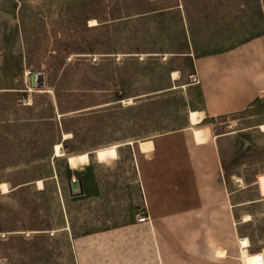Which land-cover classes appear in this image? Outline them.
<instances>
[{"label": "rangeland", "instance_id": "374dc122", "mask_svg": "<svg viewBox=\"0 0 264 264\" xmlns=\"http://www.w3.org/2000/svg\"><path fill=\"white\" fill-rule=\"evenodd\" d=\"M186 3L198 54L223 51L264 32L260 0ZM112 8L113 0H0V183L10 189L0 192V264H77V236L124 223L142 208L133 161L137 142L189 125V112L201 107L192 78L197 55L173 57L169 52L159 58L179 72L174 78L172 71L173 90L135 105L138 92L150 93L170 82L151 62L131 78L135 61H124L123 50L111 48L126 36L104 24ZM95 17L103 25H92ZM147 57L143 53L138 59ZM30 71L44 73L45 89H31ZM97 81L102 89H94ZM121 90L132 97L112 101ZM61 122L77 136L65 137L58 130ZM210 124L228 167L223 172L228 189L237 191L233 201L240 204L235 210L240 237L252 253L264 254V193L258 182L264 174V97ZM66 140L71 155L92 153L95 158L83 169H72L71 155H55V144L61 143L65 152ZM110 146L118 158L100 161L97 151ZM73 177L82 178L84 194L71 196ZM246 214L252 219L244 222Z\"/></svg>", "mask_w": 264, "mask_h": 264}, {"label": "crops", "instance_id": "0c3cea01", "mask_svg": "<svg viewBox=\"0 0 264 264\" xmlns=\"http://www.w3.org/2000/svg\"><path fill=\"white\" fill-rule=\"evenodd\" d=\"M193 67L201 97L196 110L203 114L198 124L210 128L189 121L137 142L133 161L143 200L140 212L149 221L138 222L134 214L124 223L77 236V264H243V248L252 253L240 237L241 219L237 225L235 218L240 204L233 201L237 191L228 189L223 173L228 167L210 123L264 97V32L193 57Z\"/></svg>", "mask_w": 264, "mask_h": 264}, {"label": "trees", "instance_id": "16d2710c", "mask_svg": "<svg viewBox=\"0 0 264 264\" xmlns=\"http://www.w3.org/2000/svg\"><path fill=\"white\" fill-rule=\"evenodd\" d=\"M164 1L166 0H113V8L111 9L110 18L107 21L108 23H104L105 25L115 27L117 33L126 36L123 43H119L120 41H117L111 48L115 51L123 50L121 53L125 54L124 57L126 59L124 61H135L131 78L135 79L139 74L140 67L147 62H151L156 66V68L160 69L158 75L164 76L170 82L168 86L153 90L150 93L138 92V94L134 96L136 97L135 105L137 106H140L145 102H153L161 97L167 96L168 92L173 90L171 77L173 70L171 69V64L161 63L159 58L160 53L169 52L173 57L184 58L191 57L193 53L197 55L195 57L211 54L208 52L198 54L199 50L195 48L192 42L193 36L188 26L189 13L186 0H173L164 5H160V3H164ZM197 11L199 15L203 12L201 4L198 5ZM95 18L97 19L96 26L103 25V22H105L99 17ZM145 40H148V42H145ZM122 46H124L123 49H120ZM147 47H151L153 51H147ZM143 53H147L148 57L144 62H141L138 57ZM98 82L100 81H97L94 89H102L97 87L102 86L99 85ZM53 90L56 92L57 88L53 86ZM116 94V99L112 101H120L132 97L129 93L122 90L117 91ZM57 104L59 109H61L63 116H68L65 114V111L62 110L64 109V106L60 100H57ZM62 124L63 122L60 123V129H58L60 132L71 133V137L73 138L77 136L73 129L64 127ZM185 126H187V124H185ZM183 127L184 126L180 128ZM68 143V140H66L63 144L66 145L64 147L65 155L74 154V151L70 150ZM89 156L91 160L95 158V155L92 153H90ZM247 236L250 240L252 239V236Z\"/></svg>", "mask_w": 264, "mask_h": 264}, {"label": "bare ground", "instance_id": "6f19581e", "mask_svg": "<svg viewBox=\"0 0 264 264\" xmlns=\"http://www.w3.org/2000/svg\"><path fill=\"white\" fill-rule=\"evenodd\" d=\"M91 22H92L91 23L92 25L97 24V20H95V19H92ZM173 76H174V78H178L179 72L173 71ZM202 117H203V114L198 110H191L189 112V119H190L191 124H193V125L200 123L202 121ZM260 128L264 131V124H262L260 126ZM197 134L199 135V137H198L199 140L204 139L202 136L201 130H199L197 132ZM64 136L68 138V137H71L72 134L71 133H64ZM148 146H149L148 144L143 145L144 148L148 147ZM97 152H98L99 160L102 162L108 161L111 159L115 160L118 158V152H117V149L115 146L106 147V148L98 150ZM55 155L56 156H64L65 155V153L62 151V144L61 143L55 144ZM90 162H91V159H90V156L88 153L71 155L68 158L69 166L72 169H76L77 171L80 169H83ZM37 184L40 188H43V186H44V182L42 179L38 180ZM0 191L2 193H8L10 191L9 186L6 182L0 183ZM251 219H252V217L249 214H246L243 217L244 221H249ZM261 254L263 256L262 262L260 261V255ZM242 261H243V264H264V254L263 253H259V254L258 253H250L247 248H243V250H242Z\"/></svg>", "mask_w": 264, "mask_h": 264}, {"label": "water", "instance_id": "95a60500", "mask_svg": "<svg viewBox=\"0 0 264 264\" xmlns=\"http://www.w3.org/2000/svg\"><path fill=\"white\" fill-rule=\"evenodd\" d=\"M29 79H30V87L37 88V89H45L46 87V80L45 75L39 71H30L29 72ZM260 190L264 193V174L259 175L258 178ZM69 190L71 196H77L84 194V184L81 177H73L69 180ZM1 192V191H0Z\"/></svg>", "mask_w": 264, "mask_h": 264}, {"label": "built area", "instance_id": "2783aa9c", "mask_svg": "<svg viewBox=\"0 0 264 264\" xmlns=\"http://www.w3.org/2000/svg\"><path fill=\"white\" fill-rule=\"evenodd\" d=\"M192 78L194 79L195 82L198 83V77L195 74L192 75ZM136 218H137V221L138 222H146V221H149V217L147 215H145L143 212L137 213ZM260 261L261 262L263 261L262 254L260 255Z\"/></svg>", "mask_w": 264, "mask_h": 264}]
</instances>
